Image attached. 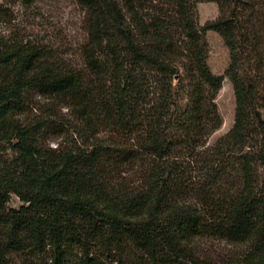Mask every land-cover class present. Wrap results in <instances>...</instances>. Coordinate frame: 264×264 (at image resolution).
Segmentation results:
<instances>
[{"label": "trees", "instance_id": "1", "mask_svg": "<svg viewBox=\"0 0 264 264\" xmlns=\"http://www.w3.org/2000/svg\"><path fill=\"white\" fill-rule=\"evenodd\" d=\"M77 1L82 67L0 48V264L25 251L45 264H264V0ZM203 3L219 17L201 27ZM209 31L229 51L224 76ZM225 79L234 125L210 144ZM203 241L244 250L205 256Z\"/></svg>", "mask_w": 264, "mask_h": 264}, {"label": "rangeland", "instance_id": "2", "mask_svg": "<svg viewBox=\"0 0 264 264\" xmlns=\"http://www.w3.org/2000/svg\"><path fill=\"white\" fill-rule=\"evenodd\" d=\"M218 17L216 4L198 5V21L201 27ZM86 18V11L77 0H35L30 6L21 0H0V48L13 43L37 46L48 52L51 61L64 66L82 67L81 49L87 42ZM205 37L209 46L210 69L216 76H224L230 63L229 51L217 33L209 31L205 33ZM44 103L49 104L48 101ZM216 103L223 125L210 138V144L226 135L234 125L236 102L233 86L228 79H225ZM50 145L55 148L57 143ZM8 148L7 143H0V158L11 156ZM22 205L19 198L12 196L8 208L19 209ZM199 244V250L205 256L217 257L220 253L223 256L244 250V247L235 248L213 241ZM46 259L45 255L25 251L12 255L10 264H45Z\"/></svg>", "mask_w": 264, "mask_h": 264}]
</instances>
